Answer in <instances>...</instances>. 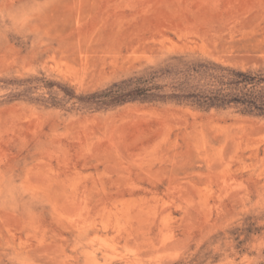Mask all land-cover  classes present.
Listing matches in <instances>:
<instances>
[{"label":"rangeland","instance_id":"obj_1","mask_svg":"<svg viewBox=\"0 0 264 264\" xmlns=\"http://www.w3.org/2000/svg\"><path fill=\"white\" fill-rule=\"evenodd\" d=\"M186 62L264 76V0H0V264H264V115L80 99Z\"/></svg>","mask_w":264,"mask_h":264},{"label":"trees","instance_id":"obj_2","mask_svg":"<svg viewBox=\"0 0 264 264\" xmlns=\"http://www.w3.org/2000/svg\"><path fill=\"white\" fill-rule=\"evenodd\" d=\"M171 79V93L162 95L158 79ZM174 99L198 108L236 105L242 113L264 115V76L219 69L205 63H182L154 70L146 77L131 78L80 98L96 107L136 100Z\"/></svg>","mask_w":264,"mask_h":264},{"label":"clouds","instance_id":"obj_3","mask_svg":"<svg viewBox=\"0 0 264 264\" xmlns=\"http://www.w3.org/2000/svg\"><path fill=\"white\" fill-rule=\"evenodd\" d=\"M16 15L20 16V17H24V16H27V10L21 8L17 11V13H15Z\"/></svg>","mask_w":264,"mask_h":264}]
</instances>
